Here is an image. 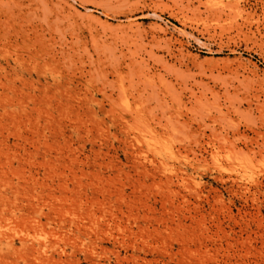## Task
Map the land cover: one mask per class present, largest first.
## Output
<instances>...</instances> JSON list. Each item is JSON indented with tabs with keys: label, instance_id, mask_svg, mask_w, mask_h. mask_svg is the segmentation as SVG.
<instances>
[{
	"label": "rangeland",
	"instance_id": "obj_1",
	"mask_svg": "<svg viewBox=\"0 0 264 264\" xmlns=\"http://www.w3.org/2000/svg\"><path fill=\"white\" fill-rule=\"evenodd\" d=\"M263 141L264 0H0V264H264Z\"/></svg>",
	"mask_w": 264,
	"mask_h": 264
},
{
	"label": "bare ground",
	"instance_id": "obj_2",
	"mask_svg": "<svg viewBox=\"0 0 264 264\" xmlns=\"http://www.w3.org/2000/svg\"><path fill=\"white\" fill-rule=\"evenodd\" d=\"M255 143L258 145V150H256V151L261 152L262 149H264V147H263L264 146V141L262 143H259V142H255ZM1 238L2 237H0V241L2 240Z\"/></svg>",
	"mask_w": 264,
	"mask_h": 264
}]
</instances>
